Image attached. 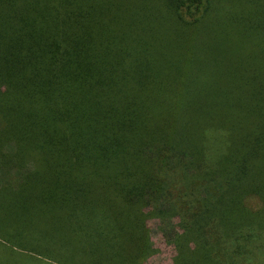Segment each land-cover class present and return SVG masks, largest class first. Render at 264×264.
Masks as SVG:
<instances>
[{
  "label": "trees",
  "instance_id": "1",
  "mask_svg": "<svg viewBox=\"0 0 264 264\" xmlns=\"http://www.w3.org/2000/svg\"><path fill=\"white\" fill-rule=\"evenodd\" d=\"M233 1L0 0V259L143 264L158 218L170 264H264V0Z\"/></svg>",
  "mask_w": 264,
  "mask_h": 264
},
{
  "label": "rangeland",
  "instance_id": "2",
  "mask_svg": "<svg viewBox=\"0 0 264 264\" xmlns=\"http://www.w3.org/2000/svg\"><path fill=\"white\" fill-rule=\"evenodd\" d=\"M215 1V0H214ZM230 3L232 5V10H231V18L236 19V20H243L247 15L243 14L240 12V10L238 9L239 2H235L233 0H229ZM236 3V6H234ZM236 7V9H235ZM220 12H216L214 14V18L216 19V17L219 15ZM243 15V16H242ZM217 20H219V22H223L224 21V16L219 17ZM219 22H211L210 23V27L209 22L206 21V26H208L209 28H215L219 25ZM226 22V20H225ZM230 26V25H229ZM208 29V28H207ZM203 32V31H202ZM237 32V31H236ZM210 39L211 36H209ZM175 220L172 222V220L166 222L169 223L171 226L174 225ZM147 227L149 229L150 232V237L151 240L154 244V248H156V252L151 255L150 257H148L146 260H144L143 264H170L172 261V256L174 254V250H173V246L171 244V242L169 241L168 235L170 234V227L169 225H165L162 224V222L157 218H152V219H148L147 220ZM77 243V242H76ZM75 243V244H76ZM63 248L67 251V252H72L74 253V249L78 246V243L76 245L70 244L67 241H64L62 243ZM88 249H83L82 250V254H87ZM98 254H95L94 258L96 259ZM88 256V255H87ZM0 264H73L71 262H66V261H53V260H49L46 258H34V259H19V258H1L0 259Z\"/></svg>",
  "mask_w": 264,
  "mask_h": 264
}]
</instances>
